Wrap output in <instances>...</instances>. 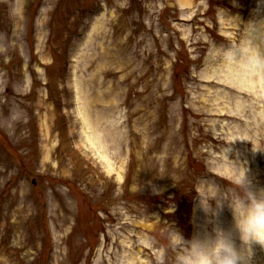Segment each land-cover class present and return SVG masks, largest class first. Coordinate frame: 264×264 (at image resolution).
Here are the masks:
<instances>
[{
	"label": "rangeland",
	"instance_id": "1",
	"mask_svg": "<svg viewBox=\"0 0 264 264\" xmlns=\"http://www.w3.org/2000/svg\"><path fill=\"white\" fill-rule=\"evenodd\" d=\"M233 17L264 0H0V264H171L167 225L232 230L196 191L235 165L264 188V84L222 80Z\"/></svg>",
	"mask_w": 264,
	"mask_h": 264
},
{
	"label": "clouds",
	"instance_id": "2",
	"mask_svg": "<svg viewBox=\"0 0 264 264\" xmlns=\"http://www.w3.org/2000/svg\"><path fill=\"white\" fill-rule=\"evenodd\" d=\"M233 18L238 22L237 41L221 46L220 55L256 75L264 73V17H254L247 23ZM235 166V184L227 191H221L216 183L200 184V190L196 191L200 208L211 219L227 203L233 217L232 230L215 227L213 234L186 242L178 231L167 225L173 251L171 264H252L254 246L264 249V188H253L246 175L247 168ZM210 201L216 202L215 208Z\"/></svg>",
	"mask_w": 264,
	"mask_h": 264
},
{
	"label": "bare ground",
	"instance_id": "3",
	"mask_svg": "<svg viewBox=\"0 0 264 264\" xmlns=\"http://www.w3.org/2000/svg\"><path fill=\"white\" fill-rule=\"evenodd\" d=\"M237 66L238 65H236V64L235 65L231 64L228 66V67H230L231 71L224 78H222L223 83L228 84V82H229L228 79H229L232 83H234L236 85L235 87H237L239 90H242L243 92L249 93L251 96L254 97V99L256 101H259V99L257 98L258 94L257 93H251L250 90L254 89L255 83L263 85L264 84V82H263L264 76L261 75L259 78H257L258 80L256 82L253 78H249L246 75H243V76L237 75L236 72H238L239 69H241V68L245 69L243 66H239V68ZM218 71L215 68L213 69L214 73H217ZM227 76L229 78H227ZM227 99H232V98L228 97V96H224L222 93H220L218 98H217V100H219V101L227 100ZM235 108L237 109V111H239L240 114H244L245 111L252 112L254 110V105L251 102L247 104L246 102L242 101L241 99L236 98ZM246 109H248V110H246ZM229 229L231 230V228H229Z\"/></svg>",
	"mask_w": 264,
	"mask_h": 264
}]
</instances>
